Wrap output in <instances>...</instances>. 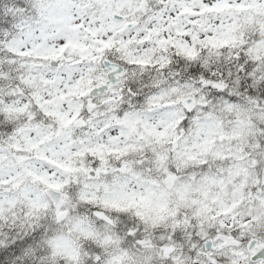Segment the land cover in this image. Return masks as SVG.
I'll use <instances>...</instances> for the list:
<instances>
[{"label": "clouds", "instance_id": "9594fccd", "mask_svg": "<svg viewBox=\"0 0 264 264\" xmlns=\"http://www.w3.org/2000/svg\"><path fill=\"white\" fill-rule=\"evenodd\" d=\"M0 264H264V0H0Z\"/></svg>", "mask_w": 264, "mask_h": 264}]
</instances>
